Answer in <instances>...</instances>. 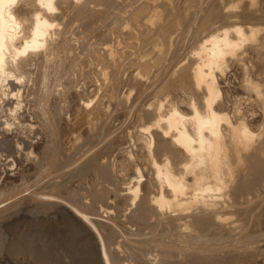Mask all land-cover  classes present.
<instances>
[{"label":"bare ground","instance_id":"6f19581e","mask_svg":"<svg viewBox=\"0 0 264 264\" xmlns=\"http://www.w3.org/2000/svg\"><path fill=\"white\" fill-rule=\"evenodd\" d=\"M0 264H264V0H0Z\"/></svg>","mask_w":264,"mask_h":264}]
</instances>
